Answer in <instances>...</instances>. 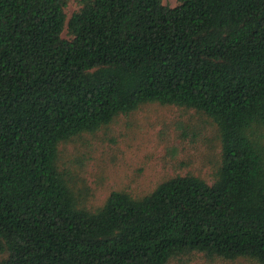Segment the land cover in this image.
<instances>
[{"label": "trees", "instance_id": "16d2710c", "mask_svg": "<svg viewBox=\"0 0 264 264\" xmlns=\"http://www.w3.org/2000/svg\"><path fill=\"white\" fill-rule=\"evenodd\" d=\"M67 3L0 0V264H264V0ZM148 103L211 121V182L90 206L61 146Z\"/></svg>", "mask_w": 264, "mask_h": 264}, {"label": "rangeland", "instance_id": "374dc122", "mask_svg": "<svg viewBox=\"0 0 264 264\" xmlns=\"http://www.w3.org/2000/svg\"><path fill=\"white\" fill-rule=\"evenodd\" d=\"M175 6L177 0H162ZM78 8L68 0L67 18ZM67 37L66 31L62 32ZM211 121L193 110L148 103L119 115L108 128L61 146L62 161L78 187L89 192V205H101L112 190L135 195L162 180L191 173L212 180L220 143ZM167 264H257L242 258L210 259L198 252L171 258Z\"/></svg>", "mask_w": 264, "mask_h": 264}]
</instances>
